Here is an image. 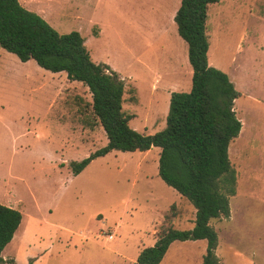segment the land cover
<instances>
[{"label": "rangeland", "instance_id": "obj_1", "mask_svg": "<svg viewBox=\"0 0 264 264\" xmlns=\"http://www.w3.org/2000/svg\"><path fill=\"white\" fill-rule=\"evenodd\" d=\"M179 5L180 0H69L48 8L54 29L79 31L93 61L109 64L123 80V109L134 115L130 125L141 133L164 129L168 92L192 87L188 45L174 20ZM208 35L209 63L240 92L234 107L243 124L229 146L237 175L231 216L211 220L219 236L217 254L223 264H264V0L211 4ZM91 100L82 82L0 46V203L23 214L3 250L6 259L137 264L140 250L156 243L153 228L166 216L175 215L178 229L194 227L193 205L185 198L175 203V193L164 190L158 147L150 153L112 150L73 172L72 162L108 143ZM147 171L151 183L143 179ZM206 245L204 239L175 241L160 264H202ZM251 252L255 258L248 260Z\"/></svg>", "mask_w": 264, "mask_h": 264}, {"label": "trees", "instance_id": "obj_2", "mask_svg": "<svg viewBox=\"0 0 264 264\" xmlns=\"http://www.w3.org/2000/svg\"><path fill=\"white\" fill-rule=\"evenodd\" d=\"M220 0H180L174 20L188 45L192 66L189 91H173L166 127L152 134L130 125L133 114L123 109L125 84L105 62L93 61L85 37L76 30L60 33L19 0H0V46L22 61L34 59L52 72H66L71 81L88 87L91 110L107 135L108 143L79 162L75 174L95 158L112 150L147 151L159 147V176L195 208L194 227L178 229L166 216L154 245L144 247L137 264H160L174 241H207L202 264H221L216 248L219 236L213 218H228L230 198L237 192V175L229 158L231 141L242 122L235 100L240 92L227 73L210 65L208 12ZM23 219L20 210L0 203V264L15 263L1 253L13 239Z\"/></svg>", "mask_w": 264, "mask_h": 264}, {"label": "crops", "instance_id": "obj_3", "mask_svg": "<svg viewBox=\"0 0 264 264\" xmlns=\"http://www.w3.org/2000/svg\"><path fill=\"white\" fill-rule=\"evenodd\" d=\"M20 2H21V4L23 5V6H25L27 9H29V10H32V11H34V12H36V13H38L39 15H41L43 18H45L50 24H53L52 23V21H50V19H48L49 18V15L47 14V12H48V8H51L52 6L54 7V4L55 3H57L58 1H65V2H67V1H69V0H19ZM45 10V11H44ZM175 15V14H174ZM51 16V15H50ZM85 40H86V38H85ZM87 41V40H86ZM85 41V42H86ZM66 73V72H65ZM68 79V78H67ZM71 81V80H70ZM41 86V85H40ZM39 86V87H40ZM39 87L37 88V89H39ZM37 89H34V90H37ZM172 90V89H171ZM168 94H170L171 95V92H168ZM48 109H50V111L52 112L53 111V107H52V105L49 103L48 104ZM132 120V119H131ZM241 120V119H240ZM242 122V121H241ZM242 126H243V124H242ZM242 129V128H241ZM240 133H241V131H240ZM156 147H152L151 149H149V150H147V151H143V152H146V153H150V152H152L154 149H155ZM159 148V147H158ZM160 150V149H159ZM157 152H158V150H156ZM155 162H156V160H155ZM143 179L144 180H147V181H149L150 183H151V181H152V179H153V177L150 175V173L147 171L146 173L144 172L143 173ZM163 180V179H162ZM167 184V183H166ZM168 185V184H167ZM151 186V185H150ZM163 186V185H162ZM169 187H171V188H169ZM170 189V190H169ZM164 190H169V191H173V193H175V195H176V202L175 203H179V202H181V200L183 199V197L181 196V194L176 190V189H174L172 186H169L168 185V187L167 186H164ZM155 196H157L156 198H161L162 196H160V195H158V193L157 192H155V193H153ZM162 194V193H161ZM234 196V195H233ZM232 197V196H231ZM172 204H174V203H172ZM171 204V205H172ZM170 205V206H171ZM195 213H196V210H195ZM230 216H231V214H230ZM229 216V217H230ZM221 218H225V217H221ZM194 219H195V216H194ZM157 226V225H156ZM154 227L153 228V234L154 235H156L157 236V231H158V228L157 227ZM201 240H203V239H201ZM205 240V239H204ZM175 242V241H174ZM194 242H197V241H194ZM206 244H207V241H206ZM171 246V245H170ZM207 246V245H206ZM218 246H219V243H218ZM218 246H217V248H218ZM144 248V247H143ZM142 248V249H143ZM217 248H216V254H217ZM141 249V250H142ZM140 250V251H141ZM169 250V249H168ZM168 252V251H167ZM205 252H206V248H205ZM252 252H255V251H252ZM251 252V253H252ZM1 255L5 258V256H4V254H3V251H2V253H1ZM166 255V254H165ZM218 255V254H217ZM252 256H253V259L255 258L254 256H255V254H251L249 257L250 258H247L248 260H250V259H252ZM165 257V256H164ZM218 257H219V259H220V262H221V264H223V261H222V258L218 255ZM164 259V258H163ZM163 261V260H162ZM161 261V262H162ZM160 262V263H161ZM251 264H261V262L259 263L258 261H256L255 259H254V261H251L250 262Z\"/></svg>", "mask_w": 264, "mask_h": 264}, {"label": "built area", "instance_id": "obj_4", "mask_svg": "<svg viewBox=\"0 0 264 264\" xmlns=\"http://www.w3.org/2000/svg\"><path fill=\"white\" fill-rule=\"evenodd\" d=\"M109 239L113 238V235L112 234H109L108 235Z\"/></svg>", "mask_w": 264, "mask_h": 264}]
</instances>
